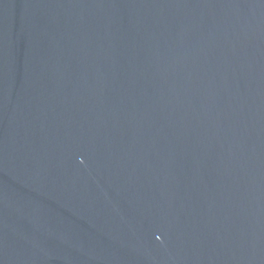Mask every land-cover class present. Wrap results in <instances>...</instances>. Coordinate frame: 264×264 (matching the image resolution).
<instances>
[{
  "label": "water",
  "instance_id": "95a60500",
  "mask_svg": "<svg viewBox=\"0 0 264 264\" xmlns=\"http://www.w3.org/2000/svg\"><path fill=\"white\" fill-rule=\"evenodd\" d=\"M0 264H264V0H0Z\"/></svg>",
  "mask_w": 264,
  "mask_h": 264
}]
</instances>
